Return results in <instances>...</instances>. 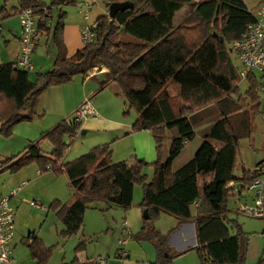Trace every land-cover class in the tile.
Masks as SVG:
<instances>
[{
	"label": "trees",
	"instance_id": "1",
	"mask_svg": "<svg viewBox=\"0 0 264 264\" xmlns=\"http://www.w3.org/2000/svg\"><path fill=\"white\" fill-rule=\"evenodd\" d=\"M101 1L107 9L115 2H131L134 8L118 13L115 19L109 15L99 17L97 41L72 57L64 43L68 15L63 7L74 2L20 1L16 11H34L38 42L41 35H51L57 57L53 68L38 73L35 82L17 63L0 65V136L9 138L16 125L32 120L50 87L71 84L78 76L87 77L95 66L106 67L120 90L118 95L125 97V114L134 109L138 115L133 131L152 133L157 160L152 164L137 160L134 166L115 163L109 146H102L61 165L69 149L67 138L74 137L81 128L80 124L64 121L33 142L22 155L0 160V173L14 174L38 163L43 173L51 167L57 176L65 175L72 194L63 205L58 201L51 205L63 224L60 234L64 237L81 231L86 211L99 201L123 209L132 207L136 185H141L140 207L149 216L141 237L155 245L161 255L167 253L166 236L159 233L154 220L163 212L183 221L193 220L197 238L193 251L201 264H245L249 236L229 217L230 199L238 196L228 190V185H250L259 176L256 168L245 170L242 177H236L235 170L239 143L251 138L261 100L255 77L249 79L251 87L246 94L251 102L246 103L241 95V79L229 45L256 21L255 15L243 0H205L198 5L192 0ZM186 6L191 14L177 25L176 15ZM56 9L59 16L52 28L50 20ZM213 106L219 109L220 116L204 134L202 146L191 161L173 171L174 162L196 138L195 119ZM173 130L178 131V136L171 138L169 151L163 157V145ZM44 141L53 145L51 153L41 149ZM149 165L155 173L148 182L144 169ZM28 247L37 264H48L51 248L33 236ZM83 247L85 242L76 251ZM171 258L170 254L163 257L160 264H171ZM72 264L93 263L75 259ZM259 264H264V257Z\"/></svg>",
	"mask_w": 264,
	"mask_h": 264
},
{
	"label": "crops",
	"instance_id": "2",
	"mask_svg": "<svg viewBox=\"0 0 264 264\" xmlns=\"http://www.w3.org/2000/svg\"><path fill=\"white\" fill-rule=\"evenodd\" d=\"M72 1L74 4L70 6L71 9L73 7L79 8L80 3H89L92 7L97 5V0ZM19 7L20 4L18 7L14 8V10ZM65 8L66 7H63V10L67 12L68 19L64 29V43L67 48L68 56L72 57L85 46L82 42L80 31L85 24H88V21L82 24L81 21L76 20L74 12L71 13ZM9 11L11 10H7V7H3L0 12V25L2 26L0 32V65L16 63L20 56V20L17 16H15L16 18L13 20V15ZM101 16H103L102 12L99 17ZM87 20H89V18ZM50 21L51 27L54 28L52 20ZM56 57L57 49L53 44L51 35H41L36 51L32 56L33 68L29 72L30 80L35 82L38 73L51 70L54 66ZM94 69L97 71L94 72ZM89 73L90 74L84 78L80 93H76L75 79L74 84L70 86L50 87L43 94L38 107L43 113V117L51 116L49 128L54 129L60 123L67 121L66 119L73 116V113L85 102V100L91 99L94 95L101 93L104 88L101 87V83L98 80L103 81V83L108 82L109 79L111 80L109 70L106 67L95 66ZM111 82L113 81L111 80ZM118 94L119 93H117V95ZM115 98H117V100L112 101L110 98L104 100L106 108L100 106L95 108L93 106L98 114V119H89L86 121V124L81 126V136L85 138H79L80 134L77 132L75 140L66 152L61 165L75 161L76 159L90 153L93 149L102 146H109L112 151V160L115 163L125 162L130 166H134L137 160H143L148 164H152L157 160L156 143L152 133L150 131L134 132L133 126L138 119L137 113L133 110H129L126 115V101L123 100L122 102L116 94ZM44 134L45 132L41 133V135ZM41 135L33 141H29L32 139H28L27 141L18 139L19 141L22 140L21 143L12 141L9 144L13 145V149L5 148L1 151L11 157L20 156L28 150L33 142L35 143L39 141L42 138ZM177 136L178 131L174 135L172 134L168 138V141H171V138ZM67 142L68 144L71 143L70 140ZM202 144L203 141L201 145H197L196 148L195 146H192L190 149V145L186 147L184 153L188 152L189 157L179 166V169L193 159ZM15 145H18V147H15ZM52 151L53 150H49L45 153H51ZM39 172H41L40 168L33 165L18 173L7 174L2 177L4 182L0 186V193L5 197H10L13 190L24 184L22 191L16 197L11 199V205L17 212V232L12 244L17 264H37V261L32 258L31 252L28 248L32 236L38 238L46 248L57 246L56 244L59 242L58 239L60 232L63 230V224L59 220L57 213L51 209V205L57 201L60 205H63L72 194L70 182L65 175L59 177L51 171L41 174ZM63 179L66 181L68 195L64 192ZM141 198V192H138L134 197L132 207L129 209L113 206L105 201H99L102 203L101 205L90 208V210L105 215L104 217L105 222L108 224V231L112 229L115 230V236L118 237L114 238L112 247L122 238V240H127V244L125 246H121L120 242L118 245L115 244L117 247L114 248L112 255L111 250L108 251L106 255H103V252L97 253V250H94L91 255L86 253L85 257H83L81 254L82 250L87 247L92 248L87 242H94V238L97 234L90 237L83 236L80 243L85 242V247H83L81 251H77L75 258L72 259L69 264H72L75 259H78L80 262L88 260L92 261L98 256H106V259L109 260L108 264H160L163 261V255L159 253L155 245H133L130 243L132 239L127 237L123 227V222L126 221L133 232L132 237L135 236V239L137 238L136 234L138 232L141 233L145 224L144 210L139 206ZM31 201L41 202L48 208V210L42 211L32 208L29 205V202ZM108 217H112L116 220L115 226L112 225ZM85 219L87 222H90L91 216H88ZM155 221L157 222V229L161 230L163 233H165L169 224H172L170 225L171 228L176 226L175 229L180 226L178 229H181L182 231L189 229L190 226L193 225L192 227H194L195 232V225L192 219L187 221L182 220V223H180L181 221L176 217H172L171 215L162 212L157 215ZM165 223H167V225ZM99 224H101L99 221L95 222V225ZM118 227H120L121 230L120 234L117 233ZM137 239L139 240V237ZM169 248L171 247L169 246ZM173 250V254H177V256H174L176 261H172L171 264H201V261L197 256L195 257L192 256V253H187L190 250L185 252L186 256H182V250L176 251L175 248ZM122 251H125L128 254L125 259L121 258ZM140 252H143V254L139 255ZM178 254L181 255L178 256ZM61 255L62 254H60V257ZM89 256H92V258L90 259ZM171 256L173 255L171 254Z\"/></svg>",
	"mask_w": 264,
	"mask_h": 264
},
{
	"label": "rangeland",
	"instance_id": "3",
	"mask_svg": "<svg viewBox=\"0 0 264 264\" xmlns=\"http://www.w3.org/2000/svg\"><path fill=\"white\" fill-rule=\"evenodd\" d=\"M20 1L21 0H0V12H1L3 7H7V10H11V11H9L11 13L12 10H14V8L19 6ZM43 1H46L49 3L50 0H43ZM262 1H264V0H251L250 2H248L247 5L252 12L257 13L259 10L258 6L260 5V3ZM65 9L71 13L74 12L75 16H76V20L81 21L82 24L86 23L87 21H88V24H93L94 22L97 21L96 19L100 16L101 12L103 13V15L109 14V10L107 9L106 5L101 0H97V5H94V7H92L89 10L88 17H89L90 21L86 19V14L84 12H81L80 8L73 7L71 9L69 6V7H66ZM190 14H191V9L189 6H186L183 10H181L180 12L177 13L175 23L177 25L182 24L190 16ZM58 16H59V11L56 9L54 11V16L52 18V22H53L54 26L57 22ZM12 17L14 18L13 20H15L16 17L15 16H12ZM67 19H68V17H67ZM67 19H66V21H67ZM88 24H85V25H88ZM229 51L231 53L230 47H229ZM231 57H232L233 64H234V66L237 70V73L239 75V72L241 69V63L238 60V58L235 55H233L232 53H231ZM93 71L96 72L97 70L94 69ZM84 78L85 77H83V76H78L76 78V93L81 92V85H83ZM98 81L101 83V87L104 89H103V91H101V93H99L100 96H99V94H96L91 98V102L95 108H98V106L106 108V103L104 102V100L106 98L107 99L110 98L112 101L117 100V98H115V94H116V96L119 97V99L122 102H123V100L125 101V97L123 95H117V93H120L118 86L116 84H114L113 82H111L110 79L108 80V82H105V83H103V81H100V80H98ZM72 84H74V81L68 85L70 86ZM68 85H63V86H68ZM63 86H53V87H63ZM250 87H251V83L249 80L241 81V83L239 85L240 93L242 96L245 97L246 103L251 102L249 97L246 96L247 91L249 90ZM258 95H259L260 100H261L260 113L257 115V117L254 120V131L252 133L251 138L243 139L239 143L238 162H237V168L235 170V176L236 177H242L245 170H248V171L251 170L252 171L255 168H257L259 165L264 164V121L262 119V115L264 114V94L258 93ZM129 110H133L135 112L134 109H129ZM36 112H37V115L32 120L23 122L19 125H16L13 128V135L11 137L8 138V137L0 136V160H5L6 158H13V156L11 157L8 154L2 153V151H1L5 148L13 149V147H12L13 145L9 144L10 142L15 141V142L21 143L22 140L27 141L28 139H32L29 141H33L35 138H37L39 135H41V133H43V132L47 133L53 129V128H49L51 116L43 117V113L39 110V107H37ZM218 116H220V111L216 106H213V107L205 110L204 112H202V114L199 116V119H195V122L193 121L195 128H196L195 129L196 138L194 139L193 142L188 144V145H190V149L192 148V146H195V148H196L197 145H201V143L203 141L204 134H206V132L208 133V131H210L209 129L211 128L212 124L215 122V119ZM66 120H67V122L72 123L73 122V116L67 118ZM95 120H97V119H95ZM84 124H86V122H84L82 125H84ZM176 132H177V130H173V131L169 132L168 138L172 134L174 135ZM78 134H80L79 138H85V137L81 136V129H79ZM41 136H43V135H41ZM75 137H76V135L73 138L72 137L67 138V141L70 140V142H71V143H69V147L71 146L72 142L75 140ZM18 139H22V140L19 141ZM168 140H166V142L163 145V157H166V154L169 151L170 141H168ZM15 147H18V145H15ZM41 149L44 152H46L49 150H53L54 148H53V145L51 143L44 141L41 145ZM182 154L174 162L173 171L178 170L179 166L182 165L184 163V161L189 157L188 152L187 153L183 152ZM33 165H36L39 168L38 163H33L29 166H26L22 170H24L30 166H33ZM2 166H3V164L0 163V167H2ZM22 170H20V171H22ZM20 171H18V172H20ZM154 173H155V171H154V168L152 167V165L145 167L144 175L147 176L148 182L153 180ZM7 174H12V173L10 171L0 173V186L4 182L2 177L4 175H7ZM61 176H63V175H61ZM61 176H59V177H61ZM63 188H64V192L68 195V190L66 187V181L64 179H63ZM138 192H141V196H142L141 202H142V200H143V189H142L141 185L137 184L136 188H135L134 197ZM101 204H102L101 202H98L95 204V206H98ZM243 204L248 205L250 207L255 206V203L252 199V196L247 195V193H245V192L242 196H238L237 198L230 199L229 208H230L231 212H230L229 217L231 220L236 221L240 225L244 234L249 236L248 237L249 248H248V252L246 255L245 264H259L261 259L264 257V237H263L264 221L260 220V219H256V218H248V217H245L242 214H240L239 211H241ZM89 210L86 211L85 218L88 216H91V221L87 222L86 219L84 218V226L81 229V231H79L77 234L69 236V237H64L60 234L59 239H58L59 242H58V244H56L57 246H54L53 248H51L52 252H51V256L49 258L48 264L49 263L50 264H63V263L69 264V263H71L72 259H74L76 254H77L76 248H77V245H79L80 241H82V237L83 236L84 237L85 236L90 237V236L95 235V234H97L96 237L94 238L95 241L94 242L93 241L87 242V244L91 245L92 248L87 247V244H86L87 248L82 250L81 254L83 255V257H85L86 253H89V255H91V253L94 250H97V253L103 252V255H106L108 253V251L111 250V255H112L114 248L117 247L115 244H117V245L119 244V240H118V242L115 243L114 246L112 247L114 238L118 237V236H115V234H116L115 230H113V229L110 231L107 230L108 224L105 222V217H104L105 215H103L97 211H93V210L89 211ZM108 219L110 220L112 225L115 226L116 220H114L112 217H108ZM97 221H99L101 224L95 225V222H97ZM147 221L148 220H145L144 223ZM179 221H181L180 223H182L181 219H179ZM156 224H157V222L154 220V225L157 228ZM165 224L167 225V223H165ZM170 225H172V224H169L165 233H163L161 230L157 229L161 235L166 236V241H165L166 245H164V246L166 247L167 253H165L163 257L166 258L167 255H169V253H170V255L171 254L173 255L172 256L173 258H171L170 261L175 262L176 260H175L174 256L175 255L177 256V254H173L174 253L173 249L175 248L176 251L182 250L181 251L182 256L183 255L186 256L185 252H187L188 250H191L187 253H192V256H195V257L197 256V258L200 260L197 252L193 251V248H195L197 246V238H196V234L194 232V227H192L193 225L190 226V228H189L190 230L186 229L185 231L178 229L180 226L177 229H175L176 226L171 228ZM129 228H130V226H129ZM120 232H121L120 227H118L117 233L120 234ZM136 235H137V238L141 237V233H139V232ZM137 238L135 239V236L131 237L132 240L130 241V243H132L135 246H138V245L152 246V243L150 241H147L144 236L141 237V239H139V240ZM169 246L171 248H169ZM48 249H50V248H48ZM60 254H62L61 257H60ZM142 254H143V252H140L139 255H142ZM179 255H181V254H178V256ZM89 257H90V259L92 258V256H89ZM98 257H100V256H98ZM98 257H95V259ZM102 258H107V257L102 256Z\"/></svg>",
	"mask_w": 264,
	"mask_h": 264
},
{
	"label": "built area",
	"instance_id": "4",
	"mask_svg": "<svg viewBox=\"0 0 264 264\" xmlns=\"http://www.w3.org/2000/svg\"><path fill=\"white\" fill-rule=\"evenodd\" d=\"M205 0H192L193 4H201ZM246 5L251 0H243ZM248 6V5H247ZM255 15L256 21L250 24L245 33L239 38L232 41L229 45L231 53L235 55L241 63L239 76L241 81L249 80L255 77L258 81V92L264 94V1L258 6ZM81 12L86 14L88 19L89 10L92 8L89 3H80ZM13 16H17L20 20V56L17 60V66L25 71L30 72L33 68L32 56L34 55L38 45V18L34 11L30 8L20 11L13 10ZM97 23L88 24L81 28L80 35L84 45L93 44L97 41ZM2 26L0 25V32ZM89 119H98L91 99L85 102L73 113V124H82ZM264 121V114L262 115ZM259 176L250 185H237L230 183L228 190L237 193V196H242L245 193L251 195L255 203L254 207L243 205L241 214L248 218H256L264 221V164L256 168ZM52 171L51 167L47 168ZM43 173L42 171L39 172ZM24 184L12 191L10 197H5L0 193V264H17L14 257L12 244L14 242L17 224V212L11 205V199L16 197L23 189ZM29 205L38 210L47 211L48 208L38 201H31ZM127 237L133 236L132 230L128 223H123ZM264 237V234H263ZM120 245L125 246L127 240H120ZM128 254L122 251L121 258L125 259ZM93 264H108L106 258L98 257L91 261Z\"/></svg>",
	"mask_w": 264,
	"mask_h": 264
},
{
	"label": "water",
	"instance_id": "5",
	"mask_svg": "<svg viewBox=\"0 0 264 264\" xmlns=\"http://www.w3.org/2000/svg\"><path fill=\"white\" fill-rule=\"evenodd\" d=\"M133 8H134V4L131 2H121V3L115 2L110 5L108 9L109 10L108 15L111 19H115L118 13L132 10ZM121 33L124 34L125 30H122ZM144 219L145 220L149 219L147 210L144 211Z\"/></svg>",
	"mask_w": 264,
	"mask_h": 264
}]
</instances>
